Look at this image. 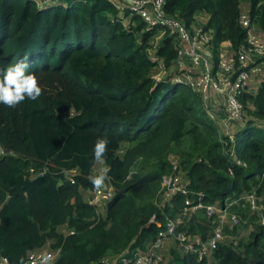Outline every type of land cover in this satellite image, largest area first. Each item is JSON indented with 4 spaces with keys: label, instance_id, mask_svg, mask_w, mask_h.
I'll list each match as a JSON object with an SVG mask.
<instances>
[{
    "label": "trees",
    "instance_id": "obj_1",
    "mask_svg": "<svg viewBox=\"0 0 264 264\" xmlns=\"http://www.w3.org/2000/svg\"><path fill=\"white\" fill-rule=\"evenodd\" d=\"M56 1L38 8L35 0H0V68L27 56L44 89L36 101L0 104V256L11 264L56 250L50 264L132 258L168 218L181 215L184 195L162 200V177L177 163L193 199L201 194L217 207L237 199L230 211L239 221L225 223L224 240L202 261L173 241L166 249L171 261L264 264V77L255 95L252 86L243 95L234 160L200 96L152 77L153 59L168 64L176 57L169 31L152 51L149 39L162 28L136 15L125 26L128 8L122 13L108 0ZM163 9L187 27L196 22L210 30L214 49L227 43L229 52L239 51L246 39L242 13L264 37V0H164ZM203 14L207 20L200 21ZM100 137L109 141L103 163L92 151ZM104 167L112 196L97 211L89 203V176ZM71 170L73 182L65 176ZM250 192L259 210L241 199ZM214 225L215 216L199 209L177 230L205 239Z\"/></svg>",
    "mask_w": 264,
    "mask_h": 264
},
{
    "label": "built area",
    "instance_id": "obj_2",
    "mask_svg": "<svg viewBox=\"0 0 264 264\" xmlns=\"http://www.w3.org/2000/svg\"><path fill=\"white\" fill-rule=\"evenodd\" d=\"M38 8L47 1L35 0ZM117 9L128 8L131 15L140 17L148 27L162 28L169 31L176 48V57L166 64L162 58L153 59L152 77L156 81H169L171 83L188 86L196 92L202 101V106L207 116L213 120L218 131L228 138V153L235 160V135L233 125L245 119L243 106V95L246 93L250 80L255 73L264 75V37L260 30L250 24L247 13L240 15V23L246 28L245 42L239 51L233 54L227 50L229 55L223 54L213 48L210 30H205L202 24L193 22L189 27L177 17L164 12V0H108ZM231 54V55H230ZM177 165L173 164L172 170L177 173ZM176 169V170H175ZM33 172V169H31ZM45 170L39 171L42 176ZM71 170L65 174L66 178L73 182ZM171 175V174H170ZM162 177V200L171 198L174 194L184 195V205L181 215L176 218H168L165 227L160 229L145 251L136 252L132 258H124L122 254L115 255L104 260V264H113L121 260L124 264H177L171 261L166 253L170 243L176 241L185 253H196L197 260L202 261L208 257L217 244L224 240V225L238 224L239 218L230 211L231 205L237 199H230L223 206L205 204L201 194L196 198L189 195L186 188L185 178L180 180L179 176ZM112 196V187L106 186L91 190L89 203L100 207ZM253 210H259L254 192L241 196ZM106 204V203H105ZM199 209H205L208 216H215V225L205 239L190 237L188 234L178 231L177 227L183 222L184 217ZM264 225V218L260 217ZM58 251H36L30 252L25 262L20 264H50ZM0 264H11L5 257L0 256Z\"/></svg>",
    "mask_w": 264,
    "mask_h": 264
},
{
    "label": "clouds",
    "instance_id": "obj_3",
    "mask_svg": "<svg viewBox=\"0 0 264 264\" xmlns=\"http://www.w3.org/2000/svg\"><path fill=\"white\" fill-rule=\"evenodd\" d=\"M31 69L32 63L27 56H24L6 68H0V104L15 108L25 100H38L43 94L44 89L37 73ZM108 144L107 137L97 138L92 150L95 162H104ZM94 171L95 169H93ZM109 171L110 169L104 167L100 170L99 174L89 176V180L96 190L99 191L105 186V182L109 179Z\"/></svg>",
    "mask_w": 264,
    "mask_h": 264
},
{
    "label": "rangeland",
    "instance_id": "obj_4",
    "mask_svg": "<svg viewBox=\"0 0 264 264\" xmlns=\"http://www.w3.org/2000/svg\"><path fill=\"white\" fill-rule=\"evenodd\" d=\"M58 2V0L56 1V3ZM246 2H244V7H243V11L245 12L246 11ZM122 13L123 12H126V11H124V10H120ZM127 12H129L128 14H123L122 16V22H123V24L126 26L127 25V23H129V21H130V19H131V17L130 16H135V15H131L130 14V11L128 10ZM203 16L206 18V20H207V16L206 15H204L203 14ZM200 17H201V19H200ZM199 17V20L200 21H203L204 20V18H202V16H200ZM138 18V17H137ZM140 18V17H139ZM141 19V18H140ZM140 20L139 19H137V20H135L134 22H139ZM133 21H132V23H134ZM146 28V27H145ZM163 38H162V34H159V33H156L155 34V36L154 37H152V38H150L149 39V41H150V43L152 44V46H153V49H152V51L154 50V48H156L158 45H160L161 44V40H162ZM220 51L223 53V54H226V55H229V53L226 51V45L225 44H222L221 46H220ZM231 55V54H230ZM260 72H257V73H255V75L254 76H252V78H251V80H250V83H249V86H252L251 87V93L252 94H256L255 92L258 90V88L260 87V85H261V81H262V79H263V77H264V75H262V74H259ZM249 86L247 87V88H249ZM251 103L250 102H248V105H250ZM220 134H225V132H221V131H218ZM176 165H177V173H174L173 171L170 173V174H168V176L170 175V176H179L180 177V180L181 179H183L184 177H185V173H183L181 170H180V168H179V165L176 163ZM175 169V170H176ZM106 203V202H105ZM105 203L100 207V209L98 210V211H103L104 209H105ZM244 236H245V234H244Z\"/></svg>",
    "mask_w": 264,
    "mask_h": 264
},
{
    "label": "crops",
    "instance_id": "obj_5",
    "mask_svg": "<svg viewBox=\"0 0 264 264\" xmlns=\"http://www.w3.org/2000/svg\"><path fill=\"white\" fill-rule=\"evenodd\" d=\"M202 16V18H204V20L206 19L203 15H201ZM203 20V21H204ZM159 34H161L162 32H161V30H159V32H158Z\"/></svg>",
    "mask_w": 264,
    "mask_h": 264
},
{
    "label": "water",
    "instance_id": "obj_6",
    "mask_svg": "<svg viewBox=\"0 0 264 264\" xmlns=\"http://www.w3.org/2000/svg\"><path fill=\"white\" fill-rule=\"evenodd\" d=\"M2 153V149H1V147H0V154Z\"/></svg>",
    "mask_w": 264,
    "mask_h": 264
}]
</instances>
